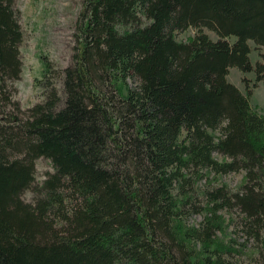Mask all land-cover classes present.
I'll list each match as a JSON object with an SVG mask.
<instances>
[{
    "label": "trees",
    "instance_id": "16d2710c",
    "mask_svg": "<svg viewBox=\"0 0 264 264\" xmlns=\"http://www.w3.org/2000/svg\"><path fill=\"white\" fill-rule=\"evenodd\" d=\"M15 5L0 0V264H234L219 232L236 207L264 264V113L227 78L264 80V0H82L71 63L43 55L24 109ZM235 170V190L213 182Z\"/></svg>",
    "mask_w": 264,
    "mask_h": 264
},
{
    "label": "rangeland",
    "instance_id": "374dc122",
    "mask_svg": "<svg viewBox=\"0 0 264 264\" xmlns=\"http://www.w3.org/2000/svg\"><path fill=\"white\" fill-rule=\"evenodd\" d=\"M80 3L82 0H16V7L20 13L19 22L23 27V42L20 44L22 53L21 59L23 68L17 80L15 87L17 89L14 94L21 102V107L24 109L31 103L36 102L41 96L42 89L37 83V78L42 76V72L46 67L43 55L57 65L65 66L71 63L75 52L74 45L76 41L75 31L77 29V16L79 15ZM215 37L213 31L208 30ZM195 27L191 26L185 30H178L177 37L183 40L189 39L195 34ZM251 48L249 51L251 63L254 65L256 60L261 59L259 49L256 42L249 40ZM255 69L241 71L234 65L230 66V72L227 74L229 81H234L240 90H245L246 82L242 80L245 75L251 80L252 94L250 95V103L256 109H260L264 113V80H259L256 86H253L255 78ZM133 80L129 79V84ZM125 88L121 92L125 93ZM217 157L221 158L222 155ZM37 181H41L45 173L53 171L54 166L49 161L48 157L40 156L35 160ZM244 175V170H235L229 173L214 175L213 182L216 184L227 182L231 189L240 187ZM25 198H32L33 191L25 192ZM202 196V195H200ZM203 198V196H202ZM236 207L231 211L224 208L221 212L225 216L227 226L219 232V237L224 238V241H229L230 245L235 247L232 254L229 255L234 264H247L251 260L252 254L257 250L256 244L251 237H248L246 232L240 230L237 226ZM206 213V212H205ZM203 212H198L188 215L184 222L190 225L199 224V220L203 217ZM230 239V240H229Z\"/></svg>",
    "mask_w": 264,
    "mask_h": 264
}]
</instances>
